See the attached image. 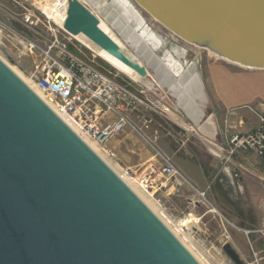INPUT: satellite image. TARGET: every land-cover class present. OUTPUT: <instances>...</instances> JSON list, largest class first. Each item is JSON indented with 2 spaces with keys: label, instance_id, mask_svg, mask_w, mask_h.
<instances>
[{
  "label": "water",
  "instance_id": "obj_1",
  "mask_svg": "<svg viewBox=\"0 0 264 264\" xmlns=\"http://www.w3.org/2000/svg\"><path fill=\"white\" fill-rule=\"evenodd\" d=\"M134 1L180 39L228 63L264 70V0ZM128 9L138 18L130 3ZM62 28L72 36L82 34L144 81L151 70L153 88L157 82L168 91L175 78L185 77L182 70L172 75L152 50L151 60L141 55L123 36L124 27L113 26L133 48L130 53L81 0H67ZM222 250L234 264H243L230 243ZM0 264H200L1 58Z\"/></svg>",
  "mask_w": 264,
  "mask_h": 264
},
{
  "label": "crops",
  "instance_id": "obj_2",
  "mask_svg": "<svg viewBox=\"0 0 264 264\" xmlns=\"http://www.w3.org/2000/svg\"><path fill=\"white\" fill-rule=\"evenodd\" d=\"M203 68L182 63L185 77L180 82L175 78L167 93H157L155 89L156 93L150 91V98L143 88L152 109L140 107L130 117L139 126L141 117L148 127L143 129V136L125 128L109 143L117 155V161L112 163L117 172L142 168L156 159V151L170 158L203 191L210 190L219 171L227 173L224 175L229 182L231 171L236 169L245 173L258 171L262 165L253 154L237 153L225 161L224 149L228 127L232 128L229 131L246 132L255 126L256 118L245 106L264 101V70L215 60ZM219 163L218 170L215 166ZM157 196L166 204L161 209L167 216L188 213L194 220H201L197 210L202 204L193 201L187 186L169 181L166 190Z\"/></svg>",
  "mask_w": 264,
  "mask_h": 264
},
{
  "label": "built area",
  "instance_id": "obj_3",
  "mask_svg": "<svg viewBox=\"0 0 264 264\" xmlns=\"http://www.w3.org/2000/svg\"><path fill=\"white\" fill-rule=\"evenodd\" d=\"M66 8L62 11L65 17ZM24 10L21 19L29 30L38 34L36 29L43 25L51 35L39 46L22 37L25 45L29 47L28 51L32 52L34 49L39 56L28 79L44 93V101L66 124L85 142H92L100 152L97 153L107 163H115L117 155L109 148V143L125 128L143 136V129L148 127L141 117L138 118L141 121L140 126L130 117V114L137 112L140 107L152 109L145 90L140 86L132 88L118 81L116 76L98 68L93 59L78 54L76 47V50L70 47V39L73 36L63 28L61 29L64 35L58 36L51 28L50 22L59 25L43 10H39L43 20L30 8L24 7ZM245 107L255 116L256 124L246 132L229 131L232 128L228 127L224 160L229 161L237 153H251L264 168V101ZM155 157L154 161L149 160L142 168H124L117 174L127 184L135 185L159 207H162V200L157 197V193L165 191L169 180L175 178L191 190L194 202L206 204L209 212L214 210L206 198V192L196 188L170 158L158 151ZM171 220L181 234L191 235L196 229V223H192L195 220L188 213ZM226 222L242 231L247 239L252 257L249 260L241 258L243 264H264V220L261 225L251 228H238L229 221ZM252 235H255L262 245L259 252L253 249L254 242L250 239ZM224 236H229L226 230ZM229 264L234 263L229 260Z\"/></svg>",
  "mask_w": 264,
  "mask_h": 264
},
{
  "label": "rangeland",
  "instance_id": "obj_4",
  "mask_svg": "<svg viewBox=\"0 0 264 264\" xmlns=\"http://www.w3.org/2000/svg\"><path fill=\"white\" fill-rule=\"evenodd\" d=\"M81 1L89 7L94 14L99 16V19L106 23L108 34L122 46L124 44L130 53H133V48L124 42L118 32L111 26L106 15L103 14V0H101V4H95L90 0ZM104 1L107 3L111 2V0ZM128 1L135 12H137L136 14H138L139 18L142 19L141 27L143 29L148 28L149 31H153L159 39H161V44L158 47L154 48L150 46L154 57L163 61L164 56L169 52L178 59L181 64L193 63L200 68L202 66V69H204L203 67L206 66L207 63L214 60L225 62L210 54L205 49L180 39L150 16L134 0ZM24 7L30 8L36 16H39L43 20V16L39 11L42 10V8L41 5L37 3V0H0V58L12 69L28 79L31 71L34 70L39 56L34 49H32V52L28 51L29 47L25 45L22 37H25L39 46L51 35L45 30L43 25H40L39 28L36 29L38 33L36 34L22 23L21 15L25 11ZM35 8H38V10ZM99 10L102 11L99 12ZM52 20L60 27L50 22L51 28L57 32L58 36L62 37L64 33L61 29V20ZM70 47L73 50L77 48L76 51L78 54L93 59L98 68L116 76L118 81L132 88H140L141 86L139 87L136 82L142 81L155 93L157 92L155 89L159 90L157 93H167L158 83H154L156 85L152 88L150 82H153L154 78L151 70L149 71L150 79L146 81L142 80L132 69L125 66L106 51L93 45L82 34L71 37ZM147 96L150 98L152 96L149 90L147 91ZM220 167V163L215 166L216 169ZM259 167L256 173H245L237 169L231 171V182L225 179L224 174L227 173L219 171L216 179L212 185H210V190L205 191L206 198L212 204L214 210L209 212L208 206L202 204L197 210V212L202 215L201 220L192 221V223L197 222L194 225L196 229L193 230L191 235L181 234L182 237L189 242L188 245L192 250V252H190L200 264H229L230 259L222 250V246L226 242L232 245L241 258L249 260L252 257L251 250L243 232L232 227L226 220L238 228H251L263 222L264 168L262 166ZM147 199L159 209L161 215L168 221V224L175 229L171 219L179 217L167 216L161 207L156 205L152 199ZM162 205L164 207L166 204L163 202ZM225 230H227V234L229 235L227 238L224 236ZM250 239L254 242V251L259 252L262 248L261 243L255 235L250 236Z\"/></svg>",
  "mask_w": 264,
  "mask_h": 264
},
{
  "label": "bare ground",
  "instance_id": "obj_5",
  "mask_svg": "<svg viewBox=\"0 0 264 264\" xmlns=\"http://www.w3.org/2000/svg\"><path fill=\"white\" fill-rule=\"evenodd\" d=\"M90 1H92L95 4L101 2V0H90ZM103 2H104L103 14L106 15L107 19L108 18L110 19L111 26L112 27L113 26H118V25L119 26H123L124 30L122 32H123V36L125 37V39L130 41L132 43V45H134L136 48H138V50L140 51L141 55L147 56L148 59L151 60V58H150L151 55H150L149 51L152 50L151 47H154V48L158 47L161 44V39H159V37L153 31H149L148 28L143 29L141 27L142 19H138L139 18L138 14H137V16H138V18H137L136 15L133 14L128 9V6H129V1L128 0H126V1H124V0H112L110 3H107V2H105L103 0ZM37 3L41 5V8H42L43 12L50 19H59V20H61V26H62V24L64 22V18H65V14L62 11L67 6V0H51V1L50 0H37ZM100 11H102V10H99V12ZM100 26L105 32L108 31V27H107L106 23L103 20H101V19H100ZM159 62H160V64H162V66L167 67L169 70H171L172 71V75L173 74H179L181 72L182 64L180 63V61L178 59H176L169 52H167V54L164 56L163 61L159 60ZM14 71L36 92V94L40 98H42L43 100H46V98H45L46 96L44 95V93L35 84H33L26 77L22 76L16 70H14ZM182 74H184V73L182 72L181 75ZM184 84H185L186 88H189V87H187L188 84H187V86H186V83H184ZM191 87L193 88L194 85H192ZM179 89H181V87ZM194 89H195V87L193 88V90ZM87 142L96 152H99L98 148L92 142H90V141H87ZM108 163L110 164V166H112V163H110L109 161H108ZM116 168H117V166H116ZM118 170H120V169H118ZM128 185L134 190V192H136V194H138V196H140V198L151 208V210L159 218H161V220L180 239V241L186 246V248L189 251L192 252V250L190 249V247L188 245L189 242L186 241L182 237L180 232H178L177 230L173 229L172 226L168 224V221L163 217V215H161V212L159 211V209L147 199L149 197H147L144 193H142V191H140L132 183H128Z\"/></svg>",
  "mask_w": 264,
  "mask_h": 264
}]
</instances>
